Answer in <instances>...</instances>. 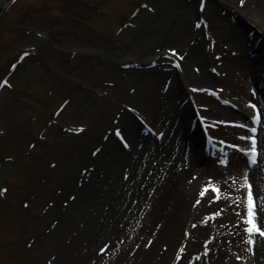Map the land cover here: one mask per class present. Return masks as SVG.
Returning a JSON list of instances; mask_svg holds the SVG:
<instances>
[{"label":"rangeland","instance_id":"rangeland-1","mask_svg":"<svg viewBox=\"0 0 264 264\" xmlns=\"http://www.w3.org/2000/svg\"><path fill=\"white\" fill-rule=\"evenodd\" d=\"M230 11L246 15L264 31V0L11 3L0 16V84L4 81L8 85L6 90H0V264H120L125 259H119L123 253L129 259L137 247L145 246V251L151 247L153 241L147 237L139 242L134 239L148 218L144 207L131 213L138 205L137 198L128 193L126 201L121 198L119 204L110 197L94 199L90 194L93 190L109 191L111 187L118 198L120 179L126 186L139 179L140 185L161 181L169 176L176 156L191 159V153H186L193 146L180 143L181 134L174 126L175 131L166 132L154 117L157 110L152 108L156 100L162 99L163 104L168 93L177 91L175 85L181 76L185 85L205 84L212 91L207 93L211 97L217 99L218 93L230 101L226 107L211 105L214 113H219L207 115L222 123L216 133L222 143L225 138L231 139V129L232 138L236 136L248 145L250 120L240 115L253 116L251 105L260 109L253 101L259 93L251 75L245 82L241 68L244 64L240 62L247 61L250 52L240 56L236 43L243 34L226 17ZM183 26L185 32L181 30ZM43 34H48L50 40ZM57 44L66 47L63 55ZM23 53L27 54L25 58H21ZM230 61H234L232 67ZM30 67L34 73L28 78L31 72L23 70ZM199 68L206 79L204 74L202 80L198 78ZM61 70H66L65 74ZM35 91V95H29ZM231 91L233 97L228 95ZM233 101L247 113L239 115L241 110ZM164 104L162 108L157 106L159 114L168 111ZM136 117L154 121L156 137L140 136L134 124ZM165 124L171 126L170 120L166 119ZM222 126L230 127L229 134ZM111 130H119L123 140L113 138ZM173 135L176 139H172ZM239 145V150H249L240 141ZM258 146L262 153L264 145L259 142ZM233 161L236 162L223 158L215 162L217 173L211 183L205 184L203 196L200 192L204 185L186 190L189 202L177 224L174 218L162 224L164 210L149 218V228L157 224L162 231H169L163 241L173 238L177 243L172 264H210V260L221 264H264V236L253 233V243H247L248 188L242 186L243 193L236 188L229 195L223 193L231 178L241 176ZM200 166L197 170L190 167L186 177ZM232 166L237 167L236 173ZM176 167L183 169L177 165L175 170ZM157 168L161 175L156 174ZM116 173L120 179L115 182L112 176ZM131 173L137 177L134 179ZM247 184L251 186L254 222L264 230L256 218L260 206L254 200L252 181ZM154 188L147 189L151 191L149 197ZM82 197L94 199L96 207L78 205ZM128 207V217H117V210ZM96 209L100 214L93 212ZM107 214L116 217L115 224L128 225V236L118 232L113 234L117 239L108 232L98 235L101 224L108 221ZM154 247L162 256L166 243L157 242ZM135 261L143 264L140 253Z\"/></svg>","mask_w":264,"mask_h":264},{"label":"bare ground","instance_id":"bare-ground-1","mask_svg":"<svg viewBox=\"0 0 264 264\" xmlns=\"http://www.w3.org/2000/svg\"><path fill=\"white\" fill-rule=\"evenodd\" d=\"M229 17H232V16L229 15ZM257 24H259V23H257ZM263 26H264V24H263ZM256 27H258V26H256ZM251 29H252V27H251ZM181 30L185 32L186 27L183 26L181 28ZM253 30L255 32H257L254 34L253 39H256V38L259 39V37L263 38V36L258 32L257 29H253ZM239 41H241V42H239ZM234 42H237V41H234ZM262 42L261 43L259 42V45L255 46L256 44H254V42H251L250 38L248 36L245 38L240 36V38H238V42L236 43V44H238V47L240 48V56L244 55L243 52H249L250 49H251V52L254 54V59H251L250 60L251 62H249L247 66L241 67L244 70L243 76L246 79V81H245L246 83L249 82L250 75L255 76L257 74L256 72H258V70L260 72H264V43H262ZM242 44L245 46V50L242 48ZM239 48H237V49L239 50ZM260 59H262V60H260ZM192 61H195V60H192ZM195 62H198V61H195ZM233 62L234 61H230V64L228 63L230 67L233 66ZM197 64L199 65V62ZM238 65L240 66L239 63H237L236 66H238ZM184 66L182 67V70L185 72V71H187V64ZM196 67H198V66H196ZM197 70L201 72L200 75H198V78L200 80H202L203 74H204L205 79L207 78V75L205 74V72L203 73L201 71V68H199ZM164 77H167V76H163V78ZM201 85L206 87L205 84H201ZM232 86L236 87V89L241 88V86H238L235 84H233ZM232 91H234V90H232ZM232 91L230 93H228L229 97H233ZM262 93L263 94L254 97L253 101H255V103H258V106L260 107V111L262 112V115H263L264 114V87H263ZM179 94L180 95L176 94L173 91V92L168 93L166 95V97L163 101V104L165 103L164 108H165V110L168 109V111H165L163 114H159V111L157 109L158 105H160V106L163 105V104H160L162 99L156 100V104L152 105V108L157 110V113L154 114V117L158 121V123H161L160 126L164 127L166 129V132L171 133L172 131H175V130H173V127H172V126H174L175 129L177 130L176 133L179 132L181 134V137H182V134H185V136H186L185 139L186 138L189 139V143L191 144V146H193L194 150L191 151V159L187 158V156H185L184 158H183V156L182 157L176 156L175 161H173L175 166L178 165V166L182 167L183 169L181 171H179V168L176 167V170H175V166H174L172 168L169 176H164L163 177L164 179H162L161 181L159 179H156L157 181L152 180V181H148L145 183L143 182L144 184L140 185V183H139L140 179H139V180H134V183L132 184V186H130V183L127 184L128 186H126L125 184H122V182H121L122 179H120L118 174L116 173L114 176H112V178H114L115 182H116V180H118V178L120 179L121 185L117 187L118 191H120V197L117 198V197L113 196L111 187H110L109 191L101 192L99 190H96V191L93 190V193L90 194L94 197V199L96 198V196L99 199L107 198V197L109 199V197H110L111 199H114L116 202H118L120 204L121 198H123V200L126 201V197H127L128 193H131V196L135 197V199L136 198L138 199V205L136 207H133V209L131 210V213L133 210L140 209V208L143 209V207H144L143 210L148 214L147 215L148 218L147 217L145 218L144 225L139 226L134 239L136 242H139L140 239L147 237L148 241H153L152 243H150L151 247L147 251H145V246L143 249H141V248L139 249V247H137L138 250H135L134 256H133L134 258L130 257L129 259H127L128 255H125V253H123L119 259L122 260L124 256H125V259L122 262H120V264H124V262H126V264H138V262L135 261V257H137V255L139 253H140L141 261L143 264H172L171 261L173 260V257H171V256L178 249V247L176 245L177 243H175V240L173 238H170L168 240V242L163 241L164 239H166L165 237H168L167 234H169V231L167 229H163L164 231H162L161 225L157 226V224L155 227L152 226L151 228H149L150 221L152 220V219L149 220V218H154V216L158 215V211L164 210L161 214V218H163L162 224H164L165 221H170L171 218H174V220L176 221V224H177V221L179 219L178 217L179 216L182 217V214L184 213L183 211L185 210V207L187 206V204L189 202L190 195L186 193V190L191 189V188L197 189L201 185L205 186L206 183H209L210 180H212L211 177L213 176V174L217 173L218 167L216 166V164L212 158L207 157L208 154L205 150H203V146L201 144L202 141L199 140L197 133H195V132L191 133L189 131L187 121H189V126H191L193 123V120L196 119L195 117H193L194 116L193 115V109L190 108V103L187 100V98L189 97V94L185 93L184 91H181V90H179ZM197 95L198 94H191V96H193V99H195V101H196V105H197L198 109L202 106L205 109V106H206L205 103H207V101L204 100L202 97L197 96ZM191 96H190V98H191ZM234 96H236V95H234ZM237 96H239V95L237 94ZM157 97L158 96H156V99H157ZM171 97L173 98V100L171 99ZM168 98H170V99H168ZM169 100H172V102ZM170 102L172 103V107L169 104ZM203 104H205V106ZM162 107L163 106H161L160 108H162ZM207 108H208V106H207ZM171 111L173 112L172 118L170 117ZM200 111L201 110L199 109L198 112L200 114V118H205L204 116L201 115ZM242 111L244 113H247L248 110L242 109ZM218 113H219V111L216 110V113H214V114H218ZM166 119L170 120L171 126L165 124ZM150 123L153 125V127L154 126L156 127L154 121L152 123V121L150 120ZM198 124L199 123H197L194 128H197ZM259 128H260V133H259L258 137L260 140V145L262 144V146H263L264 145V118H263V116H262L261 122L259 124ZM190 133H191V135H190ZM172 139H176V138H174V135H173ZM232 140H233L234 144L239 146V141H238L236 136H234L232 138ZM200 144H201V146H200ZM189 157H190V155H189ZM206 157H207V159H206ZM236 157H238L237 158L238 161L237 162L233 161V162L238 164L237 166L241 170V176H239V174H237L236 176L231 178L227 182V186L224 188L223 193L225 195H229L232 192L233 188H236V190H238L240 193H243L244 189L242 190V186L245 183V178H246L247 182L252 181V184H253L252 190L254 193V200H255L257 206L262 207L261 210H260V207L257 208L256 218H258V220L260 222H262V224L264 225V147H263V152L258 157L256 166L253 168L252 171H250L248 173H245L243 171V168L241 167L243 164V159H242L243 157L240 158V156H237V155H236ZM188 160H191L192 162L187 163ZM200 164H202V168L198 169V171H196V172H192L189 176L186 177V173H187L186 171H190V167H193L194 170H197L196 167L197 166L201 167ZM232 167L235 169V173H236L238 170V169H236L237 167L236 168L234 166H232ZM156 174L161 175V172L158 171V168H157ZM131 176L134 177V179L137 177L133 173H131ZM189 179H192V180L189 181ZM188 182H190V183H188ZM241 182H243V184H241ZM113 186H116V185H114V183H113ZM154 186H155V188H154V191L152 193V196L149 197L151 191L149 190V192H147V189L153 188ZM126 187H127V189H126ZM93 200L82 197L80 199V201L78 202V205L85 206V207H88L90 209H94V207H96V203ZM139 200H140V202H139ZM125 203L126 202L121 203L122 207L124 206ZM166 205H167V207L164 208ZM128 209H129V207L123 211L121 209L117 210V217H119L121 220H122V218L124 219V217H128V215H127ZM93 212L96 215H97V213L100 214V210H98V209L94 210ZM110 213H111V209L109 210L108 214H110ZM108 214H107L108 221H106V223L103 222L101 224V226L99 227V230L97 231L99 233L98 235L105 236L106 232L110 233V235H113L116 232H118L120 236L122 235V237H124V234L128 236V230H129L128 225H125V223H124V225H121V224L117 225L118 224L117 221H116L117 223L115 224L114 220L116 219V217L112 216L110 218V217H108ZM93 216L94 215H92V217ZM175 229H176V226L174 227V230ZM174 230H172V231H174ZM170 233H171V231H170ZM116 237L117 236H114V239H117ZM157 242L159 244L160 243H166V250H168V251L165 250V252L163 253L162 256L159 255V253L156 251V248L154 247V245ZM131 245H132V243L129 242L128 246H131ZM171 246H172V248H171ZM261 250H263V249H261ZM257 253H256V255H257ZM156 258H157V260H156ZM209 262H210V264H221V262L219 263V261H217V260L216 261L210 260Z\"/></svg>","mask_w":264,"mask_h":264},{"label":"snow or ice","instance_id":"snow-or-ice-1","mask_svg":"<svg viewBox=\"0 0 264 264\" xmlns=\"http://www.w3.org/2000/svg\"><path fill=\"white\" fill-rule=\"evenodd\" d=\"M241 2H243V0H241ZM173 55H176V52L174 49H170L169 50ZM178 66V65H177ZM227 103V102H226ZM252 108H255V105H251ZM79 131V129H78ZM252 131H256L255 129H252ZM116 136L121 138V140H123L121 133L119 132V130H116ZM249 139H252L251 137H249ZM124 146L127 147V143L124 142ZM252 155L253 157L255 156V140L253 139V147H252ZM211 183V181L209 182ZM244 187L248 188V195L246 198V209H247V216L245 218V223L248 225L247 228H245V231L249 234V238L247 239V243L249 245H251L253 243V241L251 240V235L253 233H259L261 236H264V230H261L259 227H257L256 223L254 222V210H253V198H252V194H251V186L247 184V180L245 178V184L243 185ZM207 186H205L204 188H202L200 195L203 196L205 194V190H206ZM213 191H217L216 188L213 187L212 189ZM3 191V190H0ZM197 203H199V201H197ZM213 215H216L215 213ZM101 251H104V249L102 248ZM248 251L251 252L252 249L251 247L248 248ZM237 259H240V257H237Z\"/></svg>","mask_w":264,"mask_h":264},{"label":"water","instance_id":"water-1","mask_svg":"<svg viewBox=\"0 0 264 264\" xmlns=\"http://www.w3.org/2000/svg\"><path fill=\"white\" fill-rule=\"evenodd\" d=\"M7 1V0H6ZM2 11V9L0 10V12Z\"/></svg>","mask_w":264,"mask_h":264}]
</instances>
